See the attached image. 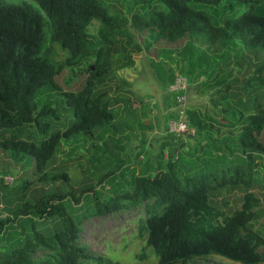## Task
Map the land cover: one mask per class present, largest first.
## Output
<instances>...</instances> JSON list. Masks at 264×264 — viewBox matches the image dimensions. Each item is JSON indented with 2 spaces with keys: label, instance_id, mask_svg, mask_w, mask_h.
<instances>
[{
  "label": "trees",
  "instance_id": "obj_1",
  "mask_svg": "<svg viewBox=\"0 0 264 264\" xmlns=\"http://www.w3.org/2000/svg\"><path fill=\"white\" fill-rule=\"evenodd\" d=\"M223 1L131 0L127 18L111 14L110 6L103 0H22L19 3L0 0V134H9L0 139V150L10 152L14 158L30 157L34 162L33 172L38 174L23 179L9 195L22 201L26 191L35 184L68 182L66 173L50 177L46 171L62 140L76 134L92 139L95 128L114 125L112 78L118 70L134 66L133 54L142 49L134 33L154 34L168 44L194 38L221 49L239 40L245 49L264 51V0H226L225 10L229 15L223 17L222 23H212L208 8L217 7ZM241 6L247 9L236 14L235 10ZM93 20L100 22L96 39L87 32ZM54 44L68 51L64 61L52 60ZM81 61L87 73L84 85L62 96L72 109L73 121L62 130L55 129L43 121L49 116L58 117L57 108L50 104L38 108L36 96L44 88L56 89L55 80L64 68H72ZM175 75L169 76L166 91ZM232 83L216 92L222 100L234 97L229 92ZM252 83L261 84L257 90L263 91L264 55L254 76L246 80L241 91ZM167 94L174 97L176 107L175 95ZM249 99L238 95L233 102L241 112L239 151L246 156L243 165L251 170L264 153L259 139L264 131V94L261 102L256 96L251 105ZM131 107L136 109L140 103H131ZM28 128H34L42 137L38 141H32V133L22 137ZM178 155L172 162L162 160L167 169L155 168L150 175H137L132 188H114L113 196L103 202L94 197L93 210L82 216L72 215L62 205L72 196L71 192L43 194L34 203L23 201L12 211L11 218L0 220V229L3 223L22 217L30 228L35 218L52 219L51 230L55 231L50 236L39 231L15 239L13 245L0 252V264H86L92 258L76 242L80 224L92 217L141 206L145 218L137 226L138 237L144 241L140 259H146L145 253L150 251L156 264H188L208 258H222L235 264H264V250L258 252L264 247V238L252 228L260 201L251 185L241 195L240 208L230 215L222 210L226 203L218 206L217 202L222 191L232 194L249 180L241 176L215 181V176L211 178L203 173L180 178L175 171L181 161ZM115 174V171L104 174L98 184ZM38 250H42V256L34 259Z\"/></svg>",
  "mask_w": 264,
  "mask_h": 264
},
{
  "label": "rangeland",
  "instance_id": "obj_2",
  "mask_svg": "<svg viewBox=\"0 0 264 264\" xmlns=\"http://www.w3.org/2000/svg\"><path fill=\"white\" fill-rule=\"evenodd\" d=\"M4 1L19 3L22 0ZM103 1L110 6L111 14L129 18L128 6L131 0ZM226 6L227 2L224 0L217 7L208 8L209 14L213 17L212 23H222L223 17L229 15L225 10ZM246 9V6H241L235 12L240 14ZM99 26L100 22L93 20L87 28L88 34L96 39ZM130 30L132 31L131 28ZM134 37L142 49L139 53L133 54V68L118 70L112 78V87L115 86L112 98L118 97L117 100L120 101L117 106H113L114 125L95 128L92 139L83 134H76L69 140H62L58 151L46 168L50 177L66 173L69 176L68 182L35 184L26 191L25 199L19 201L16 196L9 194L23 179L38 175L33 172L34 162L28 156L14 158L10 152L0 150V179L2 180L0 220L11 218L12 211L23 201L28 200L34 203L41 195L55 191L71 192L72 196L64 200L62 205L72 215L77 213L76 215L82 216L93 210L94 197L100 198L99 200L103 202L113 196L114 188L122 190L132 188L137 175H150L155 168L167 169L166 164L162 162L163 158L172 162L176 153H179L181 161L175 167V171L180 178L203 173L211 178L215 176V181L241 176L249 180L247 184H240L232 194L222 191L217 198L218 206L225 202L227 206L222 210L230 215L232 211L240 208L241 195L245 187L251 185L252 191L260 201L256 208L257 217L252 221V228L264 238V153L257 158V164L251 170L250 167L243 165L246 164L244 160L246 156L240 153L237 141L241 130L239 121L241 112L234 103L238 95L249 97L251 105L256 96L259 102L263 100L264 89L257 90L261 84L252 83L246 87L245 91L241 90L246 80L254 76V70L260 63L264 51L245 49L243 42L239 40L221 49L218 46L204 45L194 38L168 44L157 39L154 34L134 33ZM52 49V60L56 63L64 61L69 55L68 51L58 44L52 45ZM174 74L185 76L188 80L186 105L189 110L190 131L192 133L191 129L194 128L202 131V134L195 137L192 135L198 144V153L203 154V158H198L193 163H183L189 154L181 151L183 146L189 147L191 138H177L167 133L164 137H160L158 134L160 129H157L158 127H155L151 120V116L158 122L169 114H175L177 106H174L171 111H166L165 108L163 110L155 105L156 102L152 96L153 92H156L155 89L161 86L158 85V81L166 87L169 84V76ZM86 77L84 61H81L72 68H64L55 80L56 89L44 88L38 93L35 100L38 108L44 104H50L58 110V117L49 116L43 122L60 130L71 124L72 109L64 103L62 96L64 92L78 91L84 85ZM121 80L133 81V83L127 82L132 86L128 94L127 85H121ZM231 82L233 83L229 92L230 95L234 94V97L222 100L216 92L224 90V87ZM160 94L163 97L167 91L165 93L162 89ZM146 100L149 101L146 102ZM131 103H140V107L132 109ZM152 110L155 112L153 115ZM198 122L199 126H197ZM225 123L230 125H224ZM30 133L33 135L32 141H38L42 137L34 128H28L22 137ZM8 136V133L0 134V139ZM259 139L264 147V131ZM249 157L253 158V156ZM145 164H149V167L146 171H142ZM238 169L240 171H237ZM110 171H115V176L98 184L104 174ZM88 188H93L92 192L84 193L83 191ZM144 218L145 211L141 206L83 221L80 224L76 242L84 247L92 258L88 259L86 264H156V259L150 251H146V259L139 258L143 254L144 241L138 237L137 226ZM33 221V228H30L26 219L22 217L3 223L0 229V252L13 245L17 238L29 237L39 231L45 233V236L54 233L55 230H51L52 219L41 221L35 218ZM263 250L264 247H261L258 252L261 253ZM41 256L42 250H38L34 259ZM188 264L235 263L222 258H208L195 259Z\"/></svg>",
  "mask_w": 264,
  "mask_h": 264
},
{
  "label": "built area",
  "instance_id": "obj_3",
  "mask_svg": "<svg viewBox=\"0 0 264 264\" xmlns=\"http://www.w3.org/2000/svg\"><path fill=\"white\" fill-rule=\"evenodd\" d=\"M188 88L189 84L187 78L180 74H176L174 81L167 89V92L175 95V98L177 100V107L175 110L174 118L169 119L167 122L166 131L168 135L182 139L189 138L188 136L193 135L189 127V118L187 114L188 108L186 105V94ZM148 101L149 100H146V102ZM182 150L184 152H187L188 147L185 145L183 146Z\"/></svg>",
  "mask_w": 264,
  "mask_h": 264
},
{
  "label": "crops",
  "instance_id": "obj_4",
  "mask_svg": "<svg viewBox=\"0 0 264 264\" xmlns=\"http://www.w3.org/2000/svg\"><path fill=\"white\" fill-rule=\"evenodd\" d=\"M121 81H123V80H121ZM129 80H127L125 83H127ZM158 81V80H157ZM128 83H133V81L132 82H128ZM128 83L127 84H121V85H127V88H126V90H127V94H128V92L130 91V89L132 88V86H130V85H128ZM158 85L160 86L159 87V89L158 88H156L155 90H156V92L154 91L153 92V95L152 96H154V101L156 102L155 103V105L157 106H160V108H162L163 110H164V108L166 109V111H171L173 108H174V104H175V102H174V97L173 96H170V95H168V94H165L163 97H161L162 95L160 94V91L163 89V90H165V93H166V88L164 89V85H162L161 83H159V81H158ZM160 88H161V90H160ZM115 91V86H113L112 87V92H111V97H112V93ZM136 91H138V89L136 88ZM164 93V92H163ZM187 95V94H186ZM117 98L118 97H115V98H112L113 100H114V106H117L118 104H119V100H117ZM152 99V98H151ZM160 99L162 100V101H160ZM151 106H153V105H151ZM113 108V107H112ZM152 108H154V107H152ZM155 112H154V110H152L151 111V114L153 115ZM171 113V112H170ZM174 115V114H173ZM173 115L172 114H169V115H167L164 119H162V120H164V124H162V120L161 119H159L158 120V122H157V120L156 119H153V116H151V120H152V123L155 125V127H158L157 129H160L159 131L160 132H158V134L160 135V137H164L165 135L164 134H166L167 132H166V122H167V120L168 119H170V118H172L173 117ZM189 125H190V123H189ZM151 126H149V128H150ZM163 129H164V131H165V133H164V131H163ZM192 130V134H193V136L195 137L196 135H199V134H202V131L201 130H198V129H191ZM163 132V133H162ZM158 135V136H159ZM193 136H191V137H189V138H191V143H190V145H189V151L187 152V154H189L188 155V157H187V160H183V163H186V162H188V163H193L196 159H200V158H203L202 156H203V154L201 155V154H199L198 153V150H199V148H198V144L195 142V140H194V137ZM167 145L168 146H170L168 143H167ZM166 148H167V146H166ZM184 153V152H183ZM180 155L181 154H179L178 156L180 157ZM183 155V154H182ZM178 157V158H179ZM164 160H167V158H163ZM180 160V159H179ZM189 165H191V164H189ZM149 167V164L147 165V164H145L144 166H143V168H142V171H145L146 170V168H148Z\"/></svg>",
  "mask_w": 264,
  "mask_h": 264
},
{
  "label": "water",
  "instance_id": "obj_5",
  "mask_svg": "<svg viewBox=\"0 0 264 264\" xmlns=\"http://www.w3.org/2000/svg\"><path fill=\"white\" fill-rule=\"evenodd\" d=\"M91 70H94V68L91 66Z\"/></svg>",
  "mask_w": 264,
  "mask_h": 264
}]
</instances>
